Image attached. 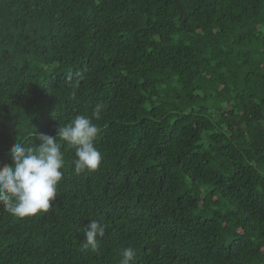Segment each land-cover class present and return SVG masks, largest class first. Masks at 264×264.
Returning <instances> with one entry per match:
<instances>
[{
  "label": "trees",
  "instance_id": "16d2710c",
  "mask_svg": "<svg viewBox=\"0 0 264 264\" xmlns=\"http://www.w3.org/2000/svg\"><path fill=\"white\" fill-rule=\"evenodd\" d=\"M77 115L100 167L77 174L61 141L52 208L0 205V264L128 247L131 264H264V0H0V167Z\"/></svg>",
  "mask_w": 264,
  "mask_h": 264
},
{
  "label": "clouds",
  "instance_id": "9594fccd",
  "mask_svg": "<svg viewBox=\"0 0 264 264\" xmlns=\"http://www.w3.org/2000/svg\"><path fill=\"white\" fill-rule=\"evenodd\" d=\"M102 104H97L94 114L100 118ZM99 128L85 115H77L68 124L58 128L56 136L39 133L35 146H25L19 139L10 149L12 165L0 167V205L18 218L32 217L48 212L58 195L63 179L65 159L61 141L75 149L73 161L77 174L95 171L102 157L95 146ZM83 246L97 247V239L105 236V227L96 220H90L83 228ZM135 252L131 247L122 252L120 264H131Z\"/></svg>",
  "mask_w": 264,
  "mask_h": 264
}]
</instances>
